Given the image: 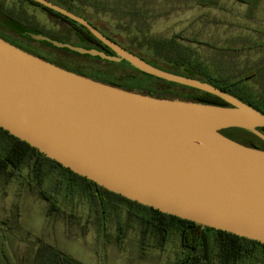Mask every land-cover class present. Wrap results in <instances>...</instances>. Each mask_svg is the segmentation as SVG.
<instances>
[{"label": "water", "instance_id": "water-1", "mask_svg": "<svg viewBox=\"0 0 264 264\" xmlns=\"http://www.w3.org/2000/svg\"><path fill=\"white\" fill-rule=\"evenodd\" d=\"M32 1L85 26L115 55L28 31L36 38L111 62L125 60L229 106L123 89L0 37V127L131 201L264 244V149L221 133L240 128L264 140L258 129L264 113L208 82L153 66L58 4Z\"/></svg>", "mask_w": 264, "mask_h": 264}, {"label": "rangeland", "instance_id": "rangeland-1", "mask_svg": "<svg viewBox=\"0 0 264 264\" xmlns=\"http://www.w3.org/2000/svg\"><path fill=\"white\" fill-rule=\"evenodd\" d=\"M5 1L9 5L24 7L30 17L47 29L55 32L68 29L67 23L52 17L42 7L33 6L23 0ZM91 1H76L74 10L90 19L122 45L150 56L149 59H152L149 54L154 53L149 48V40L173 39L180 36L177 39L179 50L186 51L202 62L215 78L225 77L233 81L253 74L259 66L264 65V0L255 9L252 17L247 13L249 5L238 0H221L218 6H201L194 3L189 6L187 0H105L121 8L139 6L148 10L143 17L145 21L150 22V29H143L146 34L139 31L134 34L133 31L127 30V22H133L135 18L137 20L136 15L133 19L130 14L123 13V16L117 19L119 16L116 13L97 12L90 5ZM161 10L166 12L165 15L155 17ZM71 40L79 44L78 37H72ZM57 55L75 62V66L84 65L111 72L116 78L135 76L139 80H146L147 84L143 87L146 90L182 97L192 93L188 86L168 84L157 79L158 77H148L126 63L113 64L70 53ZM153 58L160 65H166L163 59L156 56ZM246 85L254 93L260 88L253 79L247 81ZM236 131L238 139H248L246 131L240 128ZM60 176L56 170L44 177L41 185H38L35 177L29 175L27 168L23 169L22 177L10 179L8 182H5L6 177L0 175V264H7L3 256V244L15 261L14 264H35L34 257L38 248H41L38 262L44 259L48 264H64L65 258L79 264L176 262L181 254L179 236L170 234L166 241L162 242L158 236L150 234L143 240L138 216H143L146 212L124 200L116 203L119 212L110 209L105 221V231L98 225L102 220L99 214L91 209L86 195L69 191L66 187L55 193L58 210L48 214L49 201L41 197L39 190L53 193L57 177ZM130 211H133L134 215L129 216ZM4 221H7V224H3ZM118 226L124 232L120 239L117 237ZM238 264L260 263L246 260Z\"/></svg>", "mask_w": 264, "mask_h": 264}, {"label": "trees", "instance_id": "trees-1", "mask_svg": "<svg viewBox=\"0 0 264 264\" xmlns=\"http://www.w3.org/2000/svg\"><path fill=\"white\" fill-rule=\"evenodd\" d=\"M29 2L31 5L42 7L47 13L53 15L60 19L61 21L69 24L75 34L77 35L79 42L87 49H95L102 51L109 55H115L114 51L95 37L88 28L79 24L78 22L52 10L42 6L41 4L32 1V0H23ZM55 4L60 5L61 7L66 8L67 10L75 13L78 16L84 17L88 20L93 26L100 30L103 34L111 38L112 40L119 43L114 37L110 36L108 33L103 31L99 26L93 23L90 19L86 18L84 15L79 13L77 10H74V5L76 7V1L81 0H49ZM75 1V4H74ZM249 5V11L247 12L250 17L254 16L255 9L263 2V0H238ZM221 0H187V5L193 6L192 3L201 5V6H218L220 5ZM192 4V5H191ZM97 12L102 11L116 13L120 19L123 16V13L130 14L133 19L135 15L138 17L133 20V22H127L129 28L127 30L133 31L134 34H137V31L142 34H146L143 29L146 27L147 30L150 29V22L143 19L145 10L143 7L134 6V7H119L118 5H111L105 0H92L90 4ZM165 11H159L155 17L164 16ZM154 14V13H153ZM121 16V17H120ZM0 17L4 19L7 26L13 30L22 31L25 27H33L39 30L40 32L50 31L44 26H40L36 20L30 17L26 9L18 5H9L5 0H0ZM136 20V21H135ZM134 29V30H131ZM57 34H63L58 32ZM180 36L174 37L173 39H162V38H153L148 41L149 48L154 51L149 55H152V59L140 52L135 51L127 46H124L126 49L137 54L143 58L148 63L156 66L160 69H163L168 72L175 74L188 76L192 78L199 79L204 82H208L215 87L228 92L235 97L239 98L243 102L253 106L258 109L260 112L264 113V65L258 67L253 74L248 75L244 78H239L236 80H231L230 78H215L212 76L207 68L203 65L202 62L198 61L195 57H192L189 53L184 50H179L178 41ZM188 39V38H183ZM39 56L49 62H52L58 66H61L67 70L76 72L81 75H85L92 79L114 85L123 89L130 91L140 92L143 94H149L152 96H159L165 98H181L185 100H192L197 102L229 106V104L220 98L219 96L213 95L211 93L195 89L190 87L192 90L191 95L189 96H172L168 93H161L160 91H150L143 89L144 84H147L146 80H139L135 76L130 77H118L116 78L115 74L111 72L104 71L101 69H95L90 66H80L72 63L69 59H66V62L62 60L57 54H51L47 56ZM83 56V55H81ZM158 57L163 59L166 65H160L157 63L153 57ZM93 60H104L99 57H91ZM113 63L114 62H110ZM120 63H126L133 67L130 63L123 60ZM137 72L142 73L148 77L157 78L156 76L148 75L145 72H142L135 67H133ZM129 78V79H128ZM162 80L168 84H174L182 86L178 83L168 82ZM255 80L260 88L257 92H253L248 89L246 82L250 80ZM185 87V86H183ZM239 128H227L222 129L221 133L224 135L237 140L247 146L264 149V140L256 136L250 131H246L247 140L238 139L235 133ZM264 133V127L258 128ZM0 175L6 177L5 182L10 181V179L22 177V171L24 168L28 169L29 175L35 177L38 185H41L44 177L49 176L54 171L58 170L60 177H57L56 189L54 192L48 193L45 190L40 189L39 193L41 197L49 201V210L48 214L57 211L56 207V197L55 193H59L64 187L69 191L80 192L85 194L91 203V209L100 216L102 221L98 222L102 231H105L106 228V219L107 214H109L110 209L114 212H119L117 202L124 200L129 202L134 207H140L145 210L143 216L139 217L140 222V231L143 240H146L150 234L158 236L162 242L166 241L168 235L175 234L179 236L181 242V254L178 256L174 264H238L239 262H248L255 261L260 264H264V244L256 240H251L245 237H241L223 230H216L209 227H204L200 224H197L190 220H185L174 215L163 213L159 210L154 209L153 207L142 205L138 202L131 201L119 194L111 192L104 188L103 186L97 184L96 182L87 179L86 177L80 176L74 173L69 168L62 166L59 162L48 158L45 154L41 153L37 148L31 146L29 143L20 140L19 138L11 135L8 131L0 127ZM32 185V183L30 182ZM74 186V187H73ZM117 214V213H116ZM129 216L134 215L133 211H130ZM3 224H7V221H4ZM119 233L117 237L120 239L123 237L122 228L118 226ZM259 248H261L259 250ZM41 248H38L34 257V262L41 264H48L42 259L38 262ZM3 256L7 261V264H14L9 251L6 250L5 244H3ZM255 259V260H253ZM64 264H79L74 262V260L65 258L63 259ZM55 264H58L57 262ZM60 264V263H59Z\"/></svg>", "mask_w": 264, "mask_h": 264}, {"label": "flooded vegetation", "instance_id": "flooded-vegetation-1", "mask_svg": "<svg viewBox=\"0 0 264 264\" xmlns=\"http://www.w3.org/2000/svg\"><path fill=\"white\" fill-rule=\"evenodd\" d=\"M45 12H47V11H45ZM51 16L58 19L57 17H55L53 15H51ZM58 20L61 21L60 19H58ZM37 23L40 26L42 25V24H40V22H37ZM67 25H68L67 31L59 30V31L64 32L65 34L64 33L63 34H57L58 32H55L51 29H48V30H50V31H48V33L47 32H40L39 30H37L36 28H33V27H25L24 30H22V31H17V30L15 31V30L9 28L7 26V24L5 23L4 19L2 20V18L0 17V37L6 41L12 43L13 45L33 54V55H41V56L45 55V56H47V55L57 54V53H60V54L70 53V54H74V55L78 54V55H83V56H90L87 54H81V53L75 52V51L71 50L70 48L57 46V45L53 44L52 42H49L46 39L36 38L34 36V34L28 33V31H32L34 33H38L37 35L45 36V37H47L53 41H58L61 43L69 44L71 46H79V47L85 48L84 46H81L82 44L80 42L78 44V43H75L71 40L72 37H75V36L77 37V35L75 34V32L73 31L71 26L69 24H67ZM91 57H93V56H91ZM61 58L65 62H66V59L68 60V58H66V57H61ZM74 64H75V62H74Z\"/></svg>", "mask_w": 264, "mask_h": 264}]
</instances>
